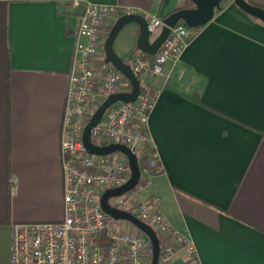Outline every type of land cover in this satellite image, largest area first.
<instances>
[{
	"label": "crops",
	"instance_id": "1",
	"mask_svg": "<svg viewBox=\"0 0 264 264\" xmlns=\"http://www.w3.org/2000/svg\"><path fill=\"white\" fill-rule=\"evenodd\" d=\"M87 1L162 19L187 6ZM78 12L71 0H0V264H13V222L63 216L60 125ZM127 25L118 49L131 47V61L141 52L138 25ZM187 28L193 35L179 62L168 60L148 82L161 89L149 115L162 165L151 190L201 264H264V23L224 0L208 22ZM173 262L185 264L181 249Z\"/></svg>",
	"mask_w": 264,
	"mask_h": 264
},
{
	"label": "built area",
	"instance_id": "2",
	"mask_svg": "<svg viewBox=\"0 0 264 264\" xmlns=\"http://www.w3.org/2000/svg\"><path fill=\"white\" fill-rule=\"evenodd\" d=\"M71 3L79 12L60 125L63 216L59 221L13 222L11 261L13 264H151L148 237L130 221L107 215L100 205L104 191L130 179L126 155L118 150L105 155L88 153L82 143V131L110 94L130 90L127 78L104 61L103 44L110 27L107 22L122 14L139 13L153 38L162 28L163 19L128 5L87 0H71ZM192 35L186 26L176 24L154 55L142 52L135 55L130 66L140 83L136 100L109 105L89 133L94 145L118 143L135 153L140 171L137 183L109 205L115 208L117 204L125 205L128 207L125 211L153 226L160 236L157 264H174L173 256L178 248L184 253L185 264H201L192 239L171 225L160 206L161 197L151 190V177L161 172L162 165L150 137L149 115L161 89L143 81L144 77L161 74L168 60L174 68ZM142 147L146 153L140 164L136 151Z\"/></svg>",
	"mask_w": 264,
	"mask_h": 264
},
{
	"label": "water",
	"instance_id": "3",
	"mask_svg": "<svg viewBox=\"0 0 264 264\" xmlns=\"http://www.w3.org/2000/svg\"><path fill=\"white\" fill-rule=\"evenodd\" d=\"M192 7H181L171 14L167 15L163 19V26L159 33L151 38L150 33L147 29V22L139 13L122 14L115 18L109 30L103 44L104 61L110 62L117 70H119L129 81L130 90L124 92H116L110 94L96 109L88 123L85 125L82 131V143L90 154L105 155L113 151L123 152L127 159L130 167L131 176L130 179L123 185L104 191L100 196V205L102 210L109 216L115 219H124L130 221L140 231H142L150 240L152 247V261L151 264H157V257L159 253V239L153 228L138 219L136 216L128 211L121 210L112 207L108 203L109 197H117L124 192L131 189L139 178V165L135 153L131 152L123 144L113 143L106 146H97L91 143L89 133L91 127L95 126L105 110L116 101L122 102H133L136 100L139 90L140 83L139 79L133 73L130 64L125 62L119 57L113 49V43L119 33V31L128 23H135L138 25V35L136 38L137 49L145 54L154 55L170 33V29L182 22L189 28H195L208 22L214 14V10L219 7L222 0H191ZM233 3L243 12L260 20L264 23V8L251 4L247 0H232Z\"/></svg>",
	"mask_w": 264,
	"mask_h": 264
},
{
	"label": "rangeland",
	"instance_id": "4",
	"mask_svg": "<svg viewBox=\"0 0 264 264\" xmlns=\"http://www.w3.org/2000/svg\"><path fill=\"white\" fill-rule=\"evenodd\" d=\"M113 23V22H112ZM128 24H131V23H128ZM128 25L126 24L125 26H123V28L119 31V33H118V35H117V37H116V39H115V41H114V43H113V49H114V51L117 53V52H119V49H118V44L120 45V43H121V41H122V37L125 35V33H126V31H127V27ZM125 49V48H124ZM125 50H127V54H121L120 52H119V54L121 55L120 57L126 62L127 60L129 61V63L131 62L130 61V57L132 56V53H133V50H132V48L131 47H128L127 49H125ZM136 51H138V50H136ZM131 53V54H130ZM143 81H145V82H150V78L149 77H144L143 78ZM104 122V120H102V122H101V124ZM136 153H137V155H138V159H140L141 161H140V164H142V159L144 158V156L142 155V153H141V151H140V149L138 148L137 149V151H136ZM114 154H117V152H115ZM143 157V158H142ZM121 198H123V196H121ZM117 200H118V197H109L108 198V203L109 204H114V203H116L117 202ZM117 208L118 209H121V210H127L128 209V207L127 206H125V205H121V204H117ZM132 212H134V210H131ZM150 225V224H149ZM151 227H153V226H151ZM154 229V228H153ZM139 232H142V231H140V230H138ZM157 237L160 239V236L159 235H157Z\"/></svg>",
	"mask_w": 264,
	"mask_h": 264
},
{
	"label": "trees",
	"instance_id": "5",
	"mask_svg": "<svg viewBox=\"0 0 264 264\" xmlns=\"http://www.w3.org/2000/svg\"><path fill=\"white\" fill-rule=\"evenodd\" d=\"M223 1H224V0H222V1L220 2L218 8H220V6H221V4L223 3ZM185 2H187V3H186L187 6L192 4V1H191V0H186ZM248 2H249V1H248ZM250 3H251V2H250ZM251 4H253V3H251ZM186 5H185V6H186ZM187 6H186V7H187ZM179 24H180V23H179ZM108 29H109V28H108ZM146 147H147V146L144 145V149H145Z\"/></svg>",
	"mask_w": 264,
	"mask_h": 264
}]
</instances>
